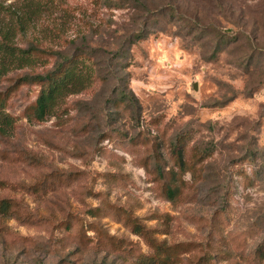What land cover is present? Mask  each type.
Listing matches in <instances>:
<instances>
[{
  "label": "rangeland",
  "instance_id": "rangeland-1",
  "mask_svg": "<svg viewBox=\"0 0 264 264\" xmlns=\"http://www.w3.org/2000/svg\"><path fill=\"white\" fill-rule=\"evenodd\" d=\"M80 52L36 120L14 83ZM0 92V264H264V0H0Z\"/></svg>",
  "mask_w": 264,
  "mask_h": 264
},
{
  "label": "trees",
  "instance_id": "trees-1",
  "mask_svg": "<svg viewBox=\"0 0 264 264\" xmlns=\"http://www.w3.org/2000/svg\"><path fill=\"white\" fill-rule=\"evenodd\" d=\"M145 36V34H136L133 41L143 39ZM3 47L8 49V53H16L27 59H35L38 57L36 56L37 54H35L37 50L31 47L28 49H20L7 45H3ZM96 77L97 73L94 67V60H92L91 56L87 53L80 52L79 54L60 56V60H58L51 69H48L44 73L21 76L16 80L13 86L24 83H35L39 85L40 88L37 97L31 108V115H33L36 120L41 121L53 111L63 97L71 93L81 92L85 88L90 87ZM7 94V92H0V133H4L6 127L10 125L8 116L2 112ZM178 158L182 165L180 153ZM167 192V197L172 198L173 192H171V188H167ZM10 207L11 203L9 200L0 199V214L7 215ZM163 244L164 243H158L156 245L158 251L163 252ZM255 256L260 260L264 258V246L260 245L256 248ZM168 257L169 254H166L165 258L159 257L153 259L156 263H162L165 262ZM154 260H151L152 263Z\"/></svg>",
  "mask_w": 264,
  "mask_h": 264
},
{
  "label": "water",
  "instance_id": "water-1",
  "mask_svg": "<svg viewBox=\"0 0 264 264\" xmlns=\"http://www.w3.org/2000/svg\"><path fill=\"white\" fill-rule=\"evenodd\" d=\"M196 88V87H195Z\"/></svg>",
  "mask_w": 264,
  "mask_h": 264
}]
</instances>
